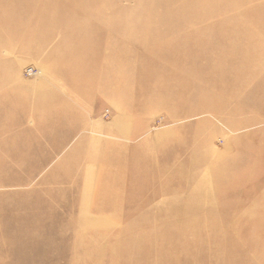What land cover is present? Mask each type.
Listing matches in <instances>:
<instances>
[{"label": "rangeland", "instance_id": "374dc122", "mask_svg": "<svg viewBox=\"0 0 264 264\" xmlns=\"http://www.w3.org/2000/svg\"><path fill=\"white\" fill-rule=\"evenodd\" d=\"M0 264H264V0H0Z\"/></svg>", "mask_w": 264, "mask_h": 264}, {"label": "built area", "instance_id": "2783aa9c", "mask_svg": "<svg viewBox=\"0 0 264 264\" xmlns=\"http://www.w3.org/2000/svg\"><path fill=\"white\" fill-rule=\"evenodd\" d=\"M27 73L31 74L32 73V69H28Z\"/></svg>", "mask_w": 264, "mask_h": 264}]
</instances>
